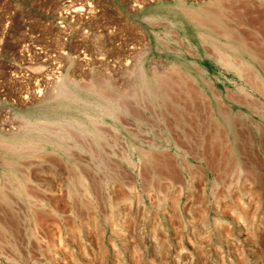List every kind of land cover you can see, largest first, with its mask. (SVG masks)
I'll return each mask as SVG.
<instances>
[{
  "label": "rangeland",
  "instance_id": "374dc122",
  "mask_svg": "<svg viewBox=\"0 0 264 264\" xmlns=\"http://www.w3.org/2000/svg\"><path fill=\"white\" fill-rule=\"evenodd\" d=\"M0 264H264V0H0Z\"/></svg>",
  "mask_w": 264,
  "mask_h": 264
},
{
  "label": "bare ground",
  "instance_id": "6f19581e",
  "mask_svg": "<svg viewBox=\"0 0 264 264\" xmlns=\"http://www.w3.org/2000/svg\"><path fill=\"white\" fill-rule=\"evenodd\" d=\"M62 88H63V87H62ZM63 90H64V89H63ZM61 91H62V90H61ZM61 91H60V92H61ZM61 93H63V91H62ZM65 93H66V91H65ZM63 94H64V93H63ZM60 95H61V94H60ZM68 127H69V126H68ZM81 135H82V134H81Z\"/></svg>",
  "mask_w": 264,
  "mask_h": 264
}]
</instances>
